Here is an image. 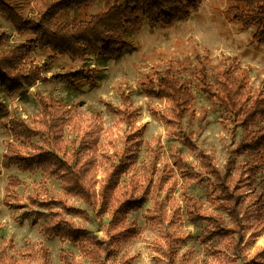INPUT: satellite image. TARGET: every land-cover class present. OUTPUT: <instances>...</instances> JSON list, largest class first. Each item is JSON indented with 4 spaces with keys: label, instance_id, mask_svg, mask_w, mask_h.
Listing matches in <instances>:
<instances>
[{
    "label": "rangeland",
    "instance_id": "obj_1",
    "mask_svg": "<svg viewBox=\"0 0 264 264\" xmlns=\"http://www.w3.org/2000/svg\"><path fill=\"white\" fill-rule=\"evenodd\" d=\"M3 1L13 6L23 21H37L58 0ZM226 6L227 0H203L188 19L171 26L144 23L140 29L130 31L137 49L120 59L49 56L51 70L24 93L1 94L9 116L0 122V259L4 260L0 264H12V260L14 264H264V162L255 166L250 177L246 176L247 171L237 182L234 213L229 211L231 197L199 177L203 154L213 155L221 169L231 153L237 163L247 159V152L241 154L244 150L238 147L242 128L227 120L194 76L186 75L196 97L194 109L181 125L164 121L161 112L168 108L169 101L147 92L159 72L172 67L198 68L199 57H206L211 66L219 69L238 61L248 71L247 95L264 96V45L253 39V28L244 29L227 20ZM105 7V2L99 1L85 12L90 14ZM0 33L8 36L11 45L34 36L30 29L18 32L2 16ZM47 54L39 48L31 51L37 63H43ZM74 72L85 78L74 85L62 79L66 73ZM44 96L85 117V129L93 122L103 125L99 159L113 155L108 164L118 163L124 148L131 143L129 136L139 133L136 140H143L141 149L131 155L122 174L121 190L132 181L147 187L149 179L155 183L166 177L162 190L155 192L152 184L146 202L128 210L118 220V228H110L115 205L102 208L101 200L87 203L68 192L62 179L45 178L41 170L3 168V155L15 140L9 121L17 118L33 126L38 124L42 103L47 102ZM119 111H127L131 117L124 114L122 120ZM81 134L66 128L68 163H74V150L78 148L72 147L71 142L80 139ZM184 135L190 137L192 146L181 140ZM44 139L36 137L33 142L55 148ZM20 145L29 153L34 151L31 143ZM260 148L264 158V147ZM59 154L65 156L63 152ZM99 168L97 192L107 175L105 167ZM11 175L24 183L16 188L17 200L6 205L5 189ZM189 197L203 203L201 213L191 209ZM38 212L44 214L41 219L35 214ZM57 222L64 227L71 225V233H75L74 228L82 229L81 236H48L44 225ZM216 222L233 229L232 233L226 235ZM125 223L132 225L131 231L120 234L124 229L120 226Z\"/></svg>",
    "mask_w": 264,
    "mask_h": 264
},
{
    "label": "trees",
    "instance_id": "obj_2",
    "mask_svg": "<svg viewBox=\"0 0 264 264\" xmlns=\"http://www.w3.org/2000/svg\"><path fill=\"white\" fill-rule=\"evenodd\" d=\"M99 1L105 2V9L90 14L85 12ZM202 1L58 0L41 14L39 20L23 21L13 6H8L0 0V16L9 21L18 32L22 33L30 29L34 34L25 42L11 45L8 36L0 33V122L2 118L9 116L8 105L5 99L1 98V94L24 93L43 77L44 72L51 70L49 65L51 60H47L49 56L62 54L73 60H86L91 56L120 59L137 49V45L129 36L131 30L140 29L144 23L154 27H167L186 20L194 10L198 9ZM224 13L227 20L240 24L244 29L253 28V39L258 44L264 45V0H227ZM35 48L48 52L43 63H37L31 57V51ZM198 63L199 67L194 69L172 67L165 72H159L156 74V83L151 82L147 92L169 101L168 108L161 112L164 121L172 126L181 125L186 114L194 109L196 97L186 80V75L194 76L202 91L214 100L227 120L233 121L242 128V140L238 147L240 151L244 150L241 154L247 152L245 154L247 159L237 163L231 153L224 168L221 169L217 166L213 155L203 154L202 171L199 174L201 180L212 182L224 192L225 196L231 197L232 205L229 211L234 213L238 200L237 195L234 197L237 182L247 171L249 175L246 176L250 177L255 166L264 162L260 148L264 147V96L250 98L247 95L248 71L239 66L238 61H235L234 66L225 65L223 69L211 66L210 60L206 57H199ZM84 78V75L74 72L66 73L62 79L74 85L77 80ZM44 99L47 102L42 103V116L38 117V124L33 126L17 118L9 121V131L15 140L9 143L3 155V168L17 167L20 171L30 172L41 170L45 178L62 179L68 192L80 196L87 203L95 204L101 200L102 208L115 205L111 229L118 228V220L128 210L141 207L146 202L152 184L155 192L162 190L166 177H161L155 183L149 179L147 187L141 186L138 181H132L125 190L119 188L122 174L127 168L131 155L141 149L139 144L143 140H136L139 136L138 132L129 136L131 143L124 148V155L120 161L116 164H108L113 155H102L99 159L103 125L93 122L85 129L88 121L85 117L74 114L70 107L62 102L47 97ZM124 114L131 117V113L119 111L122 120H125ZM96 118L100 119L98 115ZM66 128H70L75 133L82 132L80 139L71 142L72 147H78L74 150V163H68L66 160L69 145L64 139ZM36 137H44L47 143L51 141L55 148L51 150L34 143L33 139ZM183 137L181 140L186 145L192 146L190 137L186 135ZM18 141L24 146L31 143L34 151L29 153L26 147L17 144ZM59 152H63L65 156L61 157ZM99 166L105 167L107 175L102 179L103 185L97 192ZM23 183L24 181L18 176L9 177L5 189L6 205L17 200L19 194L16 188ZM188 205L195 212L201 213L203 210V203L194 197L188 198ZM35 214L38 219L44 216L39 212ZM216 224L218 228L222 227L218 222ZM120 227L124 228L119 231L121 234L131 231L132 225L125 223ZM72 228L71 225L64 227L60 222L44 225V231L50 237H64L71 234H73L72 238L81 236L82 229L74 228L75 233H71L69 230ZM222 229L226 235H230L233 231L227 227ZM0 263H4V260L0 259ZM11 263L14 264L13 260Z\"/></svg>",
    "mask_w": 264,
    "mask_h": 264
}]
</instances>
